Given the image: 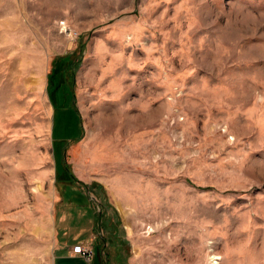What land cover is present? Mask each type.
<instances>
[{
    "label": "rangeland",
    "instance_id": "1",
    "mask_svg": "<svg viewBox=\"0 0 264 264\" xmlns=\"http://www.w3.org/2000/svg\"><path fill=\"white\" fill-rule=\"evenodd\" d=\"M86 236L264 264V0H0V264Z\"/></svg>",
    "mask_w": 264,
    "mask_h": 264
},
{
    "label": "crops",
    "instance_id": "2",
    "mask_svg": "<svg viewBox=\"0 0 264 264\" xmlns=\"http://www.w3.org/2000/svg\"><path fill=\"white\" fill-rule=\"evenodd\" d=\"M55 184H56V187H58L57 182H55ZM67 189H68V187L66 186L64 188V193H65V191L67 192L69 190V189L68 190ZM58 192L60 195L64 194V193L61 194L59 188H58ZM64 228H69V226L64 227ZM64 228H61V231H63ZM68 232H69V230H68ZM89 236L82 238L83 240H79V242L82 244H86L88 242L90 243L91 238H89ZM71 239L72 238L70 236H63L61 234L60 237H58V242L61 243L63 246H65L69 243V240H71ZM79 242H77V243H79ZM56 257H57V260L55 261L56 264H78V263H80V264H85V263L91 264L90 262L86 261L82 256L74 254L72 252V248H70L69 250H66V251L64 250V248H62L61 251L56 254Z\"/></svg>",
    "mask_w": 264,
    "mask_h": 264
},
{
    "label": "built area",
    "instance_id": "3",
    "mask_svg": "<svg viewBox=\"0 0 264 264\" xmlns=\"http://www.w3.org/2000/svg\"><path fill=\"white\" fill-rule=\"evenodd\" d=\"M72 252L80 255L86 260L90 261L94 255V248L92 245L78 243L73 246Z\"/></svg>",
    "mask_w": 264,
    "mask_h": 264
},
{
    "label": "trees",
    "instance_id": "4",
    "mask_svg": "<svg viewBox=\"0 0 264 264\" xmlns=\"http://www.w3.org/2000/svg\"><path fill=\"white\" fill-rule=\"evenodd\" d=\"M65 168H66V170H67V172H68L69 177L66 178V179H62L61 182H60V180H58L59 183H63L64 186H63L62 184H59V183L57 182V186L59 185L58 188H59L61 194L64 193V188H65L66 185H69V184H73V185H75V184L72 182V180H75V181H77V182H81V181H80L79 179H77V178L74 176V174L71 172V169H70V165H69V164L65 163ZM105 242H106V241H105ZM97 251H98V250H97Z\"/></svg>",
    "mask_w": 264,
    "mask_h": 264
},
{
    "label": "bare ground",
    "instance_id": "5",
    "mask_svg": "<svg viewBox=\"0 0 264 264\" xmlns=\"http://www.w3.org/2000/svg\"><path fill=\"white\" fill-rule=\"evenodd\" d=\"M88 245H91V244H88ZM95 251V250H94Z\"/></svg>",
    "mask_w": 264,
    "mask_h": 264
}]
</instances>
